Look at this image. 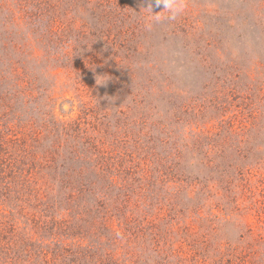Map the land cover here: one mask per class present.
<instances>
[{"label":"rangeland","instance_id":"obj_1","mask_svg":"<svg viewBox=\"0 0 264 264\" xmlns=\"http://www.w3.org/2000/svg\"><path fill=\"white\" fill-rule=\"evenodd\" d=\"M115 2L119 8L104 19L99 5L69 3L59 39L42 38L38 21L0 12V77L10 79L0 87H14L16 68L31 85L51 87L64 116L73 102L75 117L94 107L97 124L118 135L111 143L127 136L128 151L181 156L186 183L168 195L151 188L139 211L126 212L141 224V238L115 219L104 244L95 242L112 264H232L238 255L264 264V221L256 218L264 216V0H181L175 21L151 27L145 0ZM163 10L153 7V14L163 18ZM33 44L59 57L48 66L49 79L47 66L28 58ZM75 56L83 59L81 71L72 68ZM25 102L23 118L35 115L38 99ZM121 194L129 190L114 186L110 197L121 201Z\"/></svg>","mask_w":264,"mask_h":264},{"label":"trees","instance_id":"obj_2","mask_svg":"<svg viewBox=\"0 0 264 264\" xmlns=\"http://www.w3.org/2000/svg\"><path fill=\"white\" fill-rule=\"evenodd\" d=\"M79 2L81 8L102 7L101 19L119 8L115 0H0V12L10 14L13 21L15 17L30 24L38 21L42 38L59 39L65 32L68 4L73 8ZM58 49L62 47L54 50ZM32 50L28 58L44 63L43 74L49 79L48 66L59 57L49 49H36L34 44ZM94 59L99 65V57ZM82 60L74 57L71 63L75 71L83 68ZM18 71L13 68L10 72L14 87H0V264H112L110 253L95 251V242L104 244L115 219L132 224L128 232L134 231L131 237L140 239L141 224L133 218L131 221L126 212L139 211L142 199H150L151 188L166 193L176 183H186L179 172L181 156H160L154 151L142 155L136 146L128 151L125 146L131 139L127 136L111 143L109 137L118 135H108V128L97 124L94 107H84L81 116L75 117L73 102L71 115L64 116L51 87L33 86L27 75ZM0 81L2 85L10 79L5 75ZM26 99H38L39 103H32L35 115L23 118L20 110L22 103L29 104ZM115 143L123 146L121 152L114 150ZM114 186L118 191L128 189L135 200L124 194L118 195L121 201L117 196L112 200ZM185 190L190 197L193 191ZM263 217L256 216L264 221ZM117 235L123 238L122 233ZM241 259L238 255L233 260L247 264L244 257Z\"/></svg>","mask_w":264,"mask_h":264},{"label":"clouds","instance_id":"obj_3","mask_svg":"<svg viewBox=\"0 0 264 264\" xmlns=\"http://www.w3.org/2000/svg\"><path fill=\"white\" fill-rule=\"evenodd\" d=\"M147 6L143 8L146 13H149L145 17V22L148 27H151V24L154 22H160L162 19L168 21H175L184 11V5L181 3V0H145ZM163 6V11L167 13L165 17H159L153 14V7Z\"/></svg>","mask_w":264,"mask_h":264}]
</instances>
